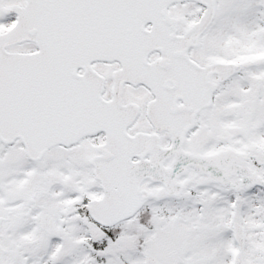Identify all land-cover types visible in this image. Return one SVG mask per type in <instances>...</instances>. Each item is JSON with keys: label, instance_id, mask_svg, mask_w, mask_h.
Returning a JSON list of instances; mask_svg holds the SVG:
<instances>
[{"label": "snow or ice", "instance_id": "obj_1", "mask_svg": "<svg viewBox=\"0 0 264 264\" xmlns=\"http://www.w3.org/2000/svg\"><path fill=\"white\" fill-rule=\"evenodd\" d=\"M0 264H264V0H0Z\"/></svg>", "mask_w": 264, "mask_h": 264}]
</instances>
